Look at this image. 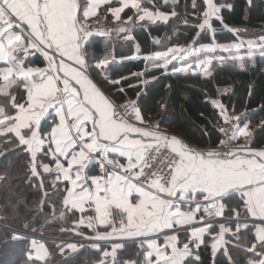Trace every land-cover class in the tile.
<instances>
[{"label": "snow or ice", "instance_id": "1", "mask_svg": "<svg viewBox=\"0 0 264 264\" xmlns=\"http://www.w3.org/2000/svg\"><path fill=\"white\" fill-rule=\"evenodd\" d=\"M178 5L179 0H0V144L6 146L0 161L11 154L23 159L27 183L39 196L38 207L24 197L0 204L5 225L9 216L22 221L24 231L0 239L23 242L20 264H64L85 248L99 253L93 264H205L202 250L208 264H219L221 256L223 264H264V145L253 147L264 118L256 129L247 120L250 111L264 112V102L236 112L221 101L231 85L216 88L215 97L205 87L213 108L209 122L215 121L219 136L212 141L205 126L209 138L196 144L147 120L139 103L147 85L161 77H202L207 86L216 65L246 71L251 61L255 67L256 57L264 60V23L229 26L223 12L236 5L217 0H191L192 11L186 4L184 13ZM253 6L245 0V22ZM126 10L132 14L122 18ZM101 12L112 26L101 24ZM172 18L195 30L190 40L153 38L160 50L148 52L135 43L133 58L143 67L111 78V66L128 59L115 55L114 34L132 41L138 25L148 30ZM170 27L175 36L176 26ZM223 30L232 34L231 42L216 39ZM205 36L209 41L201 43ZM94 37L104 38L102 55ZM13 164L8 159L0 165V183H9ZM45 206L51 218L70 222L59 229L68 239L51 241L55 251L26 234L43 232L37 224ZM129 244L135 245L134 256H122Z\"/></svg>", "mask_w": 264, "mask_h": 264}, {"label": "trees", "instance_id": "2", "mask_svg": "<svg viewBox=\"0 0 264 264\" xmlns=\"http://www.w3.org/2000/svg\"><path fill=\"white\" fill-rule=\"evenodd\" d=\"M158 3H162V0H157ZM217 2H226L235 4L236 7L232 11L227 9L223 12L224 23L232 27H248L253 29L255 26L264 23V0H253L254 6L252 7L247 21L243 19V7L245 0H217ZM190 8L191 0H179L177 11H183L185 5ZM171 7V6H168ZM163 10L170 11V9L163 7ZM130 10H126L122 14L123 18L127 15H131ZM179 25L175 36L172 35L170 25ZM213 24L220 28V24L217 21H213ZM187 33V35H185ZM133 36V43H138L142 52H148L150 50H156L157 45H153V38L160 39L161 41L170 40L172 44L185 43L190 40L195 34V30L189 25H184L182 21L176 22V19L172 18L169 25L158 23L157 25H149L148 30L137 27L134 28L131 33ZM168 39V40H167ZM216 39L221 42H231L234 37L231 33L223 30L217 33ZM209 41V37L205 36L201 43ZM96 53L102 52V48L94 46ZM115 55L117 57L125 56L124 52L120 48H114ZM143 67V62L137 60H126L123 63H117L111 66V78H117L119 75H127L130 72L138 71ZM151 75H157L153 72ZM213 83L207 86L203 83V78L200 77H185L182 74L175 76L161 77L158 81H153L147 85L146 91L140 97L139 103L142 108V114L149 121H155L160 128H165L172 134L177 135L179 138L192 143H204L209 137L204 136L203 128L207 126L212 141H216L219 133L212 128L214 120L211 122V116L213 113L212 105L206 100L204 95V88L207 87L213 97L216 94V88H224L231 85L232 91L223 94L221 101L226 104L231 110L235 107L236 112L243 111L245 106L248 109H256L262 102H264V60L259 57L255 59V67H252V62H248L246 71H240L230 65L221 67L216 65V71L214 72ZM169 86V87H166ZM251 87V96L249 97V88ZM112 91V89L110 88ZM137 91L139 89H136ZM129 95H135V92H130ZM165 104V108H161V104ZM203 114V115H201ZM264 118V112H249L247 120L251 122L253 129H256V125ZM43 126V125H42ZM264 145V130L256 129L254 131V144L253 147H259ZM10 147V146H8ZM6 151V146L0 144V152ZM8 159L14 161L13 166L10 169V181L7 184L0 183V204H3L9 199L15 200L18 197L26 198L30 204L39 206V196L33 192L31 185L27 183V176L25 175V169L23 167L24 160H17L14 154L5 157L3 161H0V165H3ZM4 168L0 166V172H3ZM51 191V188H49ZM50 208L45 206L44 216L41 217L37 227L40 224L44 225L43 232L38 231L32 233L26 232L29 236H36L37 239L48 241V247L55 251L54 245L51 244L52 240L68 239L66 236L59 234L61 227L70 226V222L65 224L58 219L51 218ZM4 213L0 212V216ZM45 216L49 218V222L45 223ZM8 224L5 225L3 221H0V239L6 234L16 231H24L22 227V221L15 219L11 216L8 217ZM135 253V245L129 244L127 250L121 253L125 257H133ZM24 255L23 242L0 243V264H20ZM99 253L92 251L89 248H85L78 254L71 255V258L64 261V264H93V261L98 258ZM202 256L205 264H208V254L205 250H202ZM57 262L63 260V257L57 252L55 256ZM219 264H223V257L219 258Z\"/></svg>", "mask_w": 264, "mask_h": 264}, {"label": "crops", "instance_id": "3", "mask_svg": "<svg viewBox=\"0 0 264 264\" xmlns=\"http://www.w3.org/2000/svg\"><path fill=\"white\" fill-rule=\"evenodd\" d=\"M101 17L103 18V12H101ZM104 23H106L107 26H109V27L112 26V22H111L110 19L108 21H106V22L103 19H101V24H104ZM138 27H140V26H138ZM122 36H123V34H120L119 36L116 35V34L113 35L112 42H113V44L115 46L114 48H120V50H122L125 53L124 55L126 57H128V59H127L128 61L129 60H136V59L133 58L135 56V50H134V47H133V45H134L133 41H125L122 38ZM93 39H95L97 41V43L94 46H98L99 49L102 48V41H103L104 38L94 37ZM114 52H115V49H114ZM96 54L97 55H102L103 54V50H102V52L100 51L99 53H96ZM108 90L111 91L110 88ZM42 125H43L42 127L47 128L49 126L48 125V121H42ZM91 172L95 173V168H92Z\"/></svg>", "mask_w": 264, "mask_h": 264}, {"label": "rangeland", "instance_id": "4", "mask_svg": "<svg viewBox=\"0 0 264 264\" xmlns=\"http://www.w3.org/2000/svg\"><path fill=\"white\" fill-rule=\"evenodd\" d=\"M167 8L170 9L171 7H168V6H167ZM178 12L184 13V10H183V11H178ZM102 19H103V18H102ZM174 19H176V22H177V23H180V22L182 21V18H181V19L174 18ZM138 26H139V25H138ZM138 26H137V27H138ZM175 26H176V28L178 29V26H179V25L177 24V25H175ZM135 28H136V27H135ZM170 33H172V32H170ZM167 40H168V39H167ZM156 47H157L156 50H160V46L157 45ZM153 122H155V121H153ZM154 124H158V123H154ZM162 130L166 131V132L169 133V134H172L171 132L167 131L165 128H162Z\"/></svg>", "mask_w": 264, "mask_h": 264}, {"label": "built area", "instance_id": "5", "mask_svg": "<svg viewBox=\"0 0 264 264\" xmlns=\"http://www.w3.org/2000/svg\"><path fill=\"white\" fill-rule=\"evenodd\" d=\"M153 122V121H152ZM153 123H156V122H153ZM162 129V128H161ZM168 131V130H167Z\"/></svg>", "mask_w": 264, "mask_h": 264}]
</instances>
